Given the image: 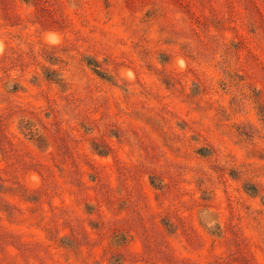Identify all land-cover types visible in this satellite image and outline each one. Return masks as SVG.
I'll return each mask as SVG.
<instances>
[{
  "label": "rangeland",
  "instance_id": "rangeland-1",
  "mask_svg": "<svg viewBox=\"0 0 264 264\" xmlns=\"http://www.w3.org/2000/svg\"><path fill=\"white\" fill-rule=\"evenodd\" d=\"M0 264H264V0H0Z\"/></svg>",
  "mask_w": 264,
  "mask_h": 264
}]
</instances>
